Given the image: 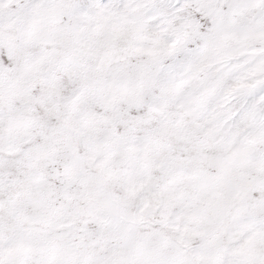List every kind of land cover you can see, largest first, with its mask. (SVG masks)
Wrapping results in <instances>:
<instances>
[{
	"label": "snow or ice",
	"instance_id": "6c2138e0",
	"mask_svg": "<svg viewBox=\"0 0 264 264\" xmlns=\"http://www.w3.org/2000/svg\"><path fill=\"white\" fill-rule=\"evenodd\" d=\"M0 264H264V0H0Z\"/></svg>",
	"mask_w": 264,
	"mask_h": 264
}]
</instances>
